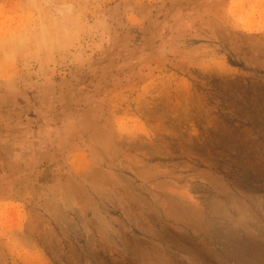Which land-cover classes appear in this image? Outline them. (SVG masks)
I'll list each match as a JSON object with an SVG mask.
<instances>
[{"label": "rangeland", "instance_id": "obj_1", "mask_svg": "<svg viewBox=\"0 0 264 264\" xmlns=\"http://www.w3.org/2000/svg\"><path fill=\"white\" fill-rule=\"evenodd\" d=\"M0 264H264V0H0Z\"/></svg>", "mask_w": 264, "mask_h": 264}]
</instances>
